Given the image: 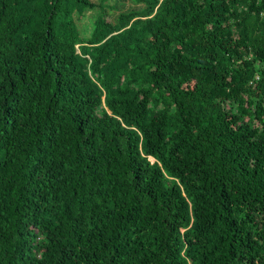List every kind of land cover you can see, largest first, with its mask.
Segmentation results:
<instances>
[{
    "label": "trees",
    "instance_id": "trees-1",
    "mask_svg": "<svg viewBox=\"0 0 264 264\" xmlns=\"http://www.w3.org/2000/svg\"><path fill=\"white\" fill-rule=\"evenodd\" d=\"M0 264H264V0H0Z\"/></svg>",
    "mask_w": 264,
    "mask_h": 264
},
{
    "label": "rangeland",
    "instance_id": "rangeland-1",
    "mask_svg": "<svg viewBox=\"0 0 264 264\" xmlns=\"http://www.w3.org/2000/svg\"><path fill=\"white\" fill-rule=\"evenodd\" d=\"M126 3H127V2H126ZM90 22H91V23L89 24V27H90V29H91V27H92L91 24H92L93 21L90 19ZM80 26L82 27V25H80Z\"/></svg>",
    "mask_w": 264,
    "mask_h": 264
}]
</instances>
